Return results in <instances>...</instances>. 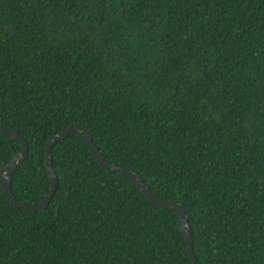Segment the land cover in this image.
Wrapping results in <instances>:
<instances>
[{"label": "trees", "instance_id": "trees-1", "mask_svg": "<svg viewBox=\"0 0 264 264\" xmlns=\"http://www.w3.org/2000/svg\"><path fill=\"white\" fill-rule=\"evenodd\" d=\"M0 124L28 143L19 201L77 126L186 209L199 264H264V0H0ZM20 149L0 132V168ZM51 153L43 210L0 178V264H192L175 211L75 134Z\"/></svg>", "mask_w": 264, "mask_h": 264}, {"label": "water", "instance_id": "water-1", "mask_svg": "<svg viewBox=\"0 0 264 264\" xmlns=\"http://www.w3.org/2000/svg\"><path fill=\"white\" fill-rule=\"evenodd\" d=\"M0 132L8 137L17 140L21 145V149L15 152L10 158L9 162L0 168L2 191L5 197L7 198V200L14 207L28 209L31 211H39L47 207L58 185V177L52 165V153H51L52 148L54 144H56L59 140L66 137L68 134H75L88 145L92 154L94 155V157L102 167L108 170L116 171L121 175H123L128 180H130L131 183L136 185L141 190V192L150 202L158 206L173 210L178 214L179 228L186 241L187 253L191 259L192 264H199L193 252L192 229L189 225L186 209L178 202L162 199L157 195H155L139 174L131 171L126 167L109 163L104 158L98 146L93 142L92 137L86 130L77 126L70 125L61 129L58 133L52 135L47 140L44 149V160H45L46 171L50 180V187L47 193L45 194L44 198L42 199V201L34 204L19 201L12 193V188H11V177L13 173L18 169L19 164L28 155V143L15 129H8L0 124Z\"/></svg>", "mask_w": 264, "mask_h": 264}]
</instances>
